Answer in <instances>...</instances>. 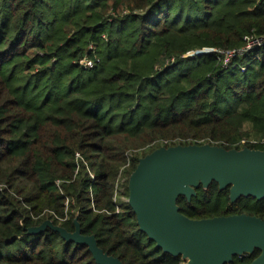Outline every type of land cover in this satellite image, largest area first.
Wrapping results in <instances>:
<instances>
[{"label": "trees", "instance_id": "16d2710c", "mask_svg": "<svg viewBox=\"0 0 264 264\" xmlns=\"http://www.w3.org/2000/svg\"><path fill=\"white\" fill-rule=\"evenodd\" d=\"M252 38H264V0H0V264H96L53 230L30 234L48 219L68 233L77 220L123 264H183L139 231L129 203L116 213L117 181L175 144L264 151L237 145L264 139V49L228 67L189 57ZM196 193L177 202L192 220H264V199L233 204L216 182Z\"/></svg>", "mask_w": 264, "mask_h": 264}, {"label": "water", "instance_id": "95a60500", "mask_svg": "<svg viewBox=\"0 0 264 264\" xmlns=\"http://www.w3.org/2000/svg\"><path fill=\"white\" fill-rule=\"evenodd\" d=\"M213 182L230 188L234 204L243 198L264 199V151L227 150L210 144L161 147L141 158L129 178L128 203L139 231L163 254L182 257L183 264H231L234 257L260 250L251 264H264V220L246 214L192 220L180 212L178 199L191 202L197 189ZM59 233L67 243L87 246L96 264H123L99 248L94 236H84L46 221L30 230Z\"/></svg>", "mask_w": 264, "mask_h": 264}, {"label": "built area", "instance_id": "2783aa9c", "mask_svg": "<svg viewBox=\"0 0 264 264\" xmlns=\"http://www.w3.org/2000/svg\"><path fill=\"white\" fill-rule=\"evenodd\" d=\"M264 49V38H252L247 40L246 45L240 49V50H232V51H223V50H212V49H206V50H201L194 52L189 55V57L196 58V57H216L220 60L223 61V65L225 67L230 66L234 60L238 57H248L250 56L253 52L257 50ZM80 65L84 66L86 69H93L95 67V61L92 59L85 58L80 62ZM246 68H242V71H245ZM244 144H253L256 146H264V139L260 141H242L238 143L237 145H244ZM215 146V145H214ZM77 158H80V155L77 154ZM129 167V165H127ZM89 175L91 179H94V174L89 171ZM127 179L122 173L119 176V179L117 181L116 185V194L114 198V203L116 206V213L120 212V200L123 202L128 203L127 197H123L122 195L120 196V193L124 192L125 190V183L127 182Z\"/></svg>", "mask_w": 264, "mask_h": 264}, {"label": "rangeland", "instance_id": "374dc122", "mask_svg": "<svg viewBox=\"0 0 264 264\" xmlns=\"http://www.w3.org/2000/svg\"><path fill=\"white\" fill-rule=\"evenodd\" d=\"M174 142L173 143H178V142H180V141H175V140H173ZM182 142V141H181ZM189 143H192V142H190V141H188ZM195 143V142H194ZM178 145H181V144H175V146H178ZM188 146V145H187ZM173 147V146H172ZM220 147V146H219ZM145 148H147V147H145ZM145 148H140V149H138L137 151L136 150H134L133 152H132V154L133 153H136V154H141L144 150H145ZM129 155H130V153H128ZM47 221H50V222H52L51 220H47ZM243 256V255H242ZM242 256H238L239 258L240 257H242ZM245 256V255H244ZM235 258V257H234Z\"/></svg>", "mask_w": 264, "mask_h": 264}, {"label": "crops", "instance_id": "0c3cea01", "mask_svg": "<svg viewBox=\"0 0 264 264\" xmlns=\"http://www.w3.org/2000/svg\"><path fill=\"white\" fill-rule=\"evenodd\" d=\"M243 141H245V140H243ZM242 142V141H241Z\"/></svg>", "mask_w": 264, "mask_h": 264}]
</instances>
